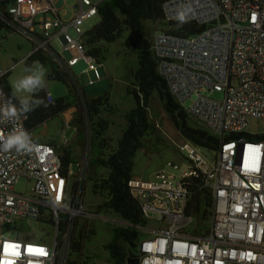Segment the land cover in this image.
Wrapping results in <instances>:
<instances>
[{
  "label": "built area",
  "instance_id": "obj_1",
  "mask_svg": "<svg viewBox=\"0 0 264 264\" xmlns=\"http://www.w3.org/2000/svg\"><path fill=\"white\" fill-rule=\"evenodd\" d=\"M58 1L0 0V28L32 45L26 61L52 60L78 89L74 68L80 62L87 66L82 74L103 76L101 63L88 53L84 25L100 17L106 0H74L60 9ZM185 5L192 11L181 25L175 17ZM154 23L158 71L176 102L220 139L215 157L183 139L177 148L189 172L177 178L181 166L168 161L148 180L133 177L128 185L145 220L135 226L101 209L102 202L95 210L86 206L88 194L99 196L88 186L91 146L80 163H64L60 150L69 143L70 123L60 142L49 144L33 137L28 115L0 118V142L24 130L35 145L32 151H0V264H87L83 241L110 220L106 215L115 216L113 229L140 234L139 264H264V140L248 139L244 131L250 118L264 120V0H167L163 19ZM191 23L201 31L186 36L182 28ZM15 66L0 69V108L11 101L3 81ZM230 135L237 138L228 140ZM21 179L30 184L27 195L15 191ZM195 186L212 196L207 221L187 213ZM77 241L80 250L74 249Z\"/></svg>",
  "mask_w": 264,
  "mask_h": 264
},
{
  "label": "trees",
  "instance_id": "obj_2",
  "mask_svg": "<svg viewBox=\"0 0 264 264\" xmlns=\"http://www.w3.org/2000/svg\"><path fill=\"white\" fill-rule=\"evenodd\" d=\"M167 0H106L100 7L101 22L87 35L88 53L97 58L100 63L105 60L107 49L103 44H112L118 41L124 31H129V37L125 42L127 49L137 54V68L133 73V80L127 87V95L132 96L135 107L125 114L126 127L118 141L116 150L107 157L105 151L110 149L105 137L108 125L98 123L92 129L94 138L98 141L92 152L95 153L94 163L105 169L107 178L96 179L93 191L101 194L107 201L101 209L110 210L118 214L123 221L138 226L145 223L138 200L133 196L129 188V182L133 178L135 167L134 158L137 152L144 147L143 140L153 133V127L149 119V105L154 93H158L164 104V108L179 134L199 148L209 153H217L220 148V139L210 134L202 127H194L190 124V114L176 102L165 79L158 71V65L152 54V43L148 37L145 23L163 19V5ZM184 35L192 36L200 33L201 28L196 24H187L182 28ZM46 58L35 56L27 61L28 66L40 61L43 64ZM9 76V75H8ZM7 76V77H8ZM7 77L3 81V87L13 103H19L17 96L7 84ZM50 81H59L69 85L70 93L74 94L77 86L71 78L57 68H53L49 74ZM85 101V112L91 120L101 113V109H111L110 94L106 93L93 99H87L82 89ZM39 100L41 104L34 111L29 112L28 128L33 132L38 127L45 125L51 119L63 115L73 105L69 97L60 98L55 104H49L46 93L40 91L33 94L32 99ZM47 105V106H45ZM84 124L83 121H81ZM236 135L227 136L228 140L236 139ZM251 140H264L263 136L248 138ZM42 142V140H39ZM62 159L67 165L70 163V151L65 149ZM187 213L197 219L208 220L212 215V196L205 190H199L197 186L192 188ZM140 234L134 228L113 229V238L107 246L115 264H139L138 240ZM81 241L84 238L80 233ZM82 248L81 242H76L75 250Z\"/></svg>",
  "mask_w": 264,
  "mask_h": 264
},
{
  "label": "rangeland",
  "instance_id": "obj_3",
  "mask_svg": "<svg viewBox=\"0 0 264 264\" xmlns=\"http://www.w3.org/2000/svg\"><path fill=\"white\" fill-rule=\"evenodd\" d=\"M73 3L74 0H59L56 7L60 9L65 5L71 6ZM100 22L101 18L99 16L94 17L85 23L84 30L91 31ZM145 25L148 30V37L152 41L156 30L155 23L148 21ZM128 37L129 31L126 30L118 41L112 44H103L107 52L105 53V60L101 63L103 68L102 78L97 79L94 73L82 74L87 68L83 61L74 68V73L78 77L81 87L78 89L75 88L74 94L70 93L69 85L59 81H50L48 79L52 69H58L57 65L53 64L52 60H46L45 64L37 61L39 65H42L45 69L46 87L42 89V91L48 89L55 101L60 98L69 97L73 105L72 108H75V110L70 112L72 116L70 122L72 126L76 128V131H66L69 143L64 148H61V153L63 154L65 149L70 151V162L76 164L82 161L85 151L88 149V146H91L90 169L88 174V186L90 191H93L96 179L101 177L107 178L108 175L105 169L94 163L93 159L95 153L92 152V149H94L95 144L98 145V141L95 140L92 129L95 128L98 123H106L108 125L105 133V137L110 145V149L105 151V156L107 157L112 151L116 150L118 141L123 135V131L126 127L125 114L135 107L133 97L127 95V87L132 82L133 73L137 68V54L135 51L126 48L125 42ZM56 48L57 52L61 49L57 42ZM31 51L32 45L24 37L13 34L7 29L0 30V69L7 70L12 65L16 64L15 68L7 77V84L13 93V86L15 83L24 76L29 75L30 72H28L27 69L36 64V62H34L31 66H28L26 61V57ZM64 57L67 58L68 54H64ZM82 89L85 92L86 98L89 100L109 93L111 109H101V113L91 120L85 112V101ZM15 95L18 99L28 98L29 100L32 99L33 96V94L25 92L15 93ZM211 97L222 99V96L219 94H214ZM193 101L194 98L189 100L185 107L190 108ZM148 113L151 125L154 128L153 133L143 140L144 147L137 152L134 158L135 167L132 176L148 180L153 177L155 173L163 169L168 161H175L181 166L180 169L175 172V175L177 178H181L184 173L189 172L188 165L182 162L181 155L177 148V144L183 140V137L179 134L170 120L158 93L153 94ZM64 117V115H59L46 122L45 125L38 127L32 132L33 137L39 138L43 142L49 144L59 143L65 125ZM81 121H83L84 124H82ZM190 124L194 127L204 128L197 119L192 116L190 117ZM244 131L252 137L263 136L264 120L250 118ZM203 153L209 159L215 157V153L206 151H203ZM29 188L30 184L27 180L21 179L15 191L27 195ZM106 201L107 198L101 194L95 197L92 194H88L85 199V204L89 209L95 210L101 202L103 204ZM106 217L110 220L108 222L98 223L96 225L95 235H91L83 241L86 253L85 262L87 264H115L111 258L110 252L107 250V246L113 238V225L111 220L115 216L106 215ZM33 226L35 227V225ZM11 228L12 227H9V229Z\"/></svg>",
  "mask_w": 264,
  "mask_h": 264
},
{
  "label": "clouds",
  "instance_id": "obj_4",
  "mask_svg": "<svg viewBox=\"0 0 264 264\" xmlns=\"http://www.w3.org/2000/svg\"><path fill=\"white\" fill-rule=\"evenodd\" d=\"M190 6H182L177 14L176 19L182 25L188 22L191 14ZM30 72L29 75L24 76L18 80L14 87V93L25 92L29 94H37L46 87L45 81V69L39 62L27 69ZM49 102H52L49 99ZM41 104L39 100H29L28 98H20L19 103H13L9 101L7 106L0 108V118L7 120H19L21 117L26 116L29 112L34 111L36 107ZM47 106V105H45ZM35 145L33 144L31 137L27 131L19 130L13 131L8 135L6 140L0 142V151H32Z\"/></svg>",
  "mask_w": 264,
  "mask_h": 264
},
{
  "label": "crops",
  "instance_id": "obj_5",
  "mask_svg": "<svg viewBox=\"0 0 264 264\" xmlns=\"http://www.w3.org/2000/svg\"><path fill=\"white\" fill-rule=\"evenodd\" d=\"M2 29H4V28H0V30H2ZM102 73H103V68H102ZM71 111H67V112H65L63 115L65 116L64 118H65V125H64V128H66V124H68V123H70V127L71 128H69L68 130L71 132H75L76 131V128H74L73 126H72V124H71V122H70V120H71V118H72V116H71V114H70V112H72L73 110H75V108H71L70 109ZM62 115V116H63ZM69 117V118H68ZM65 130V129H64ZM36 139H38V140H40L39 138H36ZM55 143V142H54Z\"/></svg>",
  "mask_w": 264,
  "mask_h": 264
},
{
  "label": "water",
  "instance_id": "obj_6",
  "mask_svg": "<svg viewBox=\"0 0 264 264\" xmlns=\"http://www.w3.org/2000/svg\"><path fill=\"white\" fill-rule=\"evenodd\" d=\"M21 223H18V228L20 229ZM28 229V228H27Z\"/></svg>",
  "mask_w": 264,
  "mask_h": 264
}]
</instances>
